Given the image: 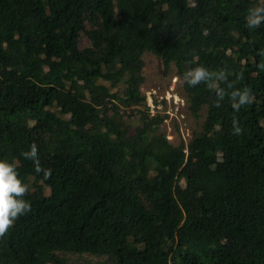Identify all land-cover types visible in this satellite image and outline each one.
I'll list each match as a JSON object with an SVG mask.
<instances>
[{
  "label": "trees",
  "instance_id": "1",
  "mask_svg": "<svg viewBox=\"0 0 264 264\" xmlns=\"http://www.w3.org/2000/svg\"><path fill=\"white\" fill-rule=\"evenodd\" d=\"M260 2L0 0V159L35 187L0 264H264V22L246 23ZM145 54L177 67L190 116L206 109L187 144L150 115ZM196 65L225 78L189 86ZM32 143L38 164L21 155Z\"/></svg>",
  "mask_w": 264,
  "mask_h": 264
},
{
  "label": "rangeland",
  "instance_id": "2",
  "mask_svg": "<svg viewBox=\"0 0 264 264\" xmlns=\"http://www.w3.org/2000/svg\"><path fill=\"white\" fill-rule=\"evenodd\" d=\"M57 26L60 29L61 22ZM79 46L81 48L88 46L86 37H81ZM142 59L144 61L142 68L144 82L141 86V93L146 97L150 115H154L157 112L161 116L167 115V118L159 125L160 132L164 133L167 140L174 146L178 145L181 140H184L185 144H187L194 134L201 132L202 124L206 117V109H203L199 118L195 119L189 115L186 109L185 95L175 77L176 66L172 64L165 70L163 63L150 54H145ZM124 118L132 128L138 125L137 117H127V114H125ZM27 186L30 191L35 189L33 181H30ZM42 192L47 196L49 188L43 186ZM58 256L65 261V264H113L107 257L62 253L58 254Z\"/></svg>",
  "mask_w": 264,
  "mask_h": 264
},
{
  "label": "clouds",
  "instance_id": "3",
  "mask_svg": "<svg viewBox=\"0 0 264 264\" xmlns=\"http://www.w3.org/2000/svg\"><path fill=\"white\" fill-rule=\"evenodd\" d=\"M262 22H264V0L248 8L246 13V23L250 27H257ZM214 75H218L221 79L225 78L223 69L220 71H209L203 65L190 67L182 74L183 80L189 86H195L201 82L210 84ZM217 94L222 95V89H217ZM230 96L232 98V107L235 110H239L242 105L251 102V93L246 87L242 90L234 88ZM233 131L236 134L241 132V128L235 120H233ZM21 155L34 163L38 164L39 162L35 143H32L29 149L22 152ZM37 170L39 171L40 169L38 168ZM47 174H50V171ZM27 189L28 186L19 177L15 164L8 160L0 159V235L5 234L19 216L26 214L30 210V202L23 198Z\"/></svg>",
  "mask_w": 264,
  "mask_h": 264
}]
</instances>
